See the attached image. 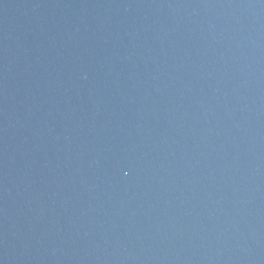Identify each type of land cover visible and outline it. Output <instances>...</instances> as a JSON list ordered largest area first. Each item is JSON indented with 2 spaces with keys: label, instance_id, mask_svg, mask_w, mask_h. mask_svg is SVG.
<instances>
[{
  "label": "water",
  "instance_id": "water-1",
  "mask_svg": "<svg viewBox=\"0 0 264 264\" xmlns=\"http://www.w3.org/2000/svg\"><path fill=\"white\" fill-rule=\"evenodd\" d=\"M70 264H264V0H38Z\"/></svg>",
  "mask_w": 264,
  "mask_h": 264
}]
</instances>
